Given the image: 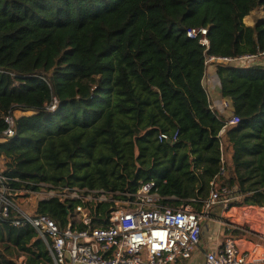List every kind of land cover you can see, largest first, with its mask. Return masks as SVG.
<instances>
[{
    "label": "trees",
    "instance_id": "obj_1",
    "mask_svg": "<svg viewBox=\"0 0 264 264\" xmlns=\"http://www.w3.org/2000/svg\"><path fill=\"white\" fill-rule=\"evenodd\" d=\"M260 6L264 0H0V157L9 185L103 188L125 199L153 180L179 203L207 197L225 117L204 87L206 60L264 51V18L244 21ZM196 27L208 28V49L187 35ZM210 64L240 118L223 136V182L247 194L243 203L264 206V62ZM79 204L40 199L35 212L66 225ZM119 205L84 203L96 225H107ZM0 264L53 257L34 227L0 217Z\"/></svg>",
    "mask_w": 264,
    "mask_h": 264
},
{
    "label": "built area",
    "instance_id": "obj_2",
    "mask_svg": "<svg viewBox=\"0 0 264 264\" xmlns=\"http://www.w3.org/2000/svg\"><path fill=\"white\" fill-rule=\"evenodd\" d=\"M186 33L190 37L198 38L202 45L209 48L207 27L190 28ZM263 58L264 51L236 56L210 55L206 64L224 62L232 65H255ZM208 93L210 97V92ZM210 101L212 110L219 111L225 120L218 133L220 168L210 181L207 197H192L179 203L176 195H162L153 180L141 181L137 190L128 193L125 199L114 198V195L120 194L118 191L53 185L48 182L39 183L40 188L36 190L16 188L9 185V177L0 169V217L9 220L13 226L34 227L48 245L53 264L197 263L202 235L206 228H210L207 220L217 222L216 217L221 214L220 216L227 217L232 223L245 221L251 228L254 225V220L247 211L251 205L240 206L244 212L234 211L236 206L232 205L241 193L237 191L236 185L223 182L228 173L223 136L228 129L240 123V118L229 113L233 111L229 98H222L218 105L211 98ZM6 121L8 127L5 133L12 136L15 133L14 119L8 115ZM159 138L166 139L169 136L162 133ZM54 197L62 201H81L69 213L66 225L48 214H37L34 209L30 211L19 201L23 198L28 204L36 198V207L40 199ZM110 200L120 205L111 211L107 225H96L84 203ZM199 202L202 203L201 208L195 205ZM201 264H264V247L244 237L230 235L222 241L217 238L213 247L205 250Z\"/></svg>",
    "mask_w": 264,
    "mask_h": 264
},
{
    "label": "rangeland",
    "instance_id": "obj_3",
    "mask_svg": "<svg viewBox=\"0 0 264 264\" xmlns=\"http://www.w3.org/2000/svg\"><path fill=\"white\" fill-rule=\"evenodd\" d=\"M264 7L260 6L253 10L248 16L244 18V21L247 25L255 26L258 22L264 18ZM264 62V58L260 61ZM20 112L23 111H16V115L18 116ZM24 113V112H23ZM230 114L232 111L229 112ZM5 168V157H0V169ZM239 195V194H238ZM247 194H241L239 195L238 199H235V202L232 206L234 207V211H242L240 206H247V204L243 203L242 200ZM23 198L19 199L22 205L26 206L27 209L30 211L35 210V200H32L30 203L27 204V200H22ZM245 210V209H244ZM249 211L250 218L254 220V225L251 228L250 224H247L245 221H235V223H232L229 221V219L225 216L218 215L217 222H212L210 220H207L208 225H210V228H206L203 235H202V244L200 245V254L201 258H203V254L206 249L209 247H213L214 240L218 238L219 241L224 240V237L227 236H235L239 238H247L252 241H255V243H259L264 247V206L260 205H251L250 208L247 209ZM220 213V211H218ZM23 255H21L18 259L19 261L22 260Z\"/></svg>",
    "mask_w": 264,
    "mask_h": 264
},
{
    "label": "crops",
    "instance_id": "obj_4",
    "mask_svg": "<svg viewBox=\"0 0 264 264\" xmlns=\"http://www.w3.org/2000/svg\"><path fill=\"white\" fill-rule=\"evenodd\" d=\"M219 82L220 81H219V77L217 74L216 64L215 65L210 64L207 67V71H206L203 83H204L206 90L210 92V98H211L212 102H214L216 105L220 104V102L222 100ZM22 114H23V112H20V114L18 116H20ZM200 256H201L200 251H197V258H196L197 263H195V264H201L202 263L203 258H201Z\"/></svg>",
    "mask_w": 264,
    "mask_h": 264
},
{
    "label": "water",
    "instance_id": "obj_5",
    "mask_svg": "<svg viewBox=\"0 0 264 264\" xmlns=\"http://www.w3.org/2000/svg\"><path fill=\"white\" fill-rule=\"evenodd\" d=\"M264 10V9H263ZM250 26V25H249Z\"/></svg>",
    "mask_w": 264,
    "mask_h": 264
}]
</instances>
